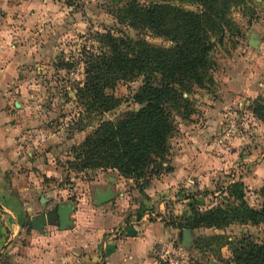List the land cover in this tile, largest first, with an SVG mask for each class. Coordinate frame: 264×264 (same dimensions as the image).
<instances>
[{
	"label": "rangeland",
	"instance_id": "374dc122",
	"mask_svg": "<svg viewBox=\"0 0 264 264\" xmlns=\"http://www.w3.org/2000/svg\"><path fill=\"white\" fill-rule=\"evenodd\" d=\"M127 1L0 0V70H12L13 75L12 81L0 88V108L13 102L21 106L15 116L14 141L9 147L6 141L0 143V172L13 162L6 177L12 196L24 208L17 218L0 197V264H31L30 259L24 260L30 255L23 250L42 254L45 247L53 246L57 235H40L31 228L30 219L54 212L58 204L75 205L66 234L71 232L75 238L78 232L79 240H84L90 231L86 214L98 210L93 181L99 174L107 178L111 173L122 179L116 170L81 172L72 163L74 150L101 119L137 108L131 96L142 83L141 78L119 82L106 92L119 98L120 105L88 117L76 101L75 88L84 79V56L98 50L97 34L144 39L156 47L171 45L147 28L129 27L118 10ZM168 3L195 12L202 9L187 0ZM228 4L224 31L213 37L214 67L202 87L190 85L183 94L189 100L187 117L174 115L168 157L171 169L147 180L130 179L125 201L112 199L107 205L120 212L148 210L143 227L157 222L165 230L175 229L173 236L168 230L169 235L154 245V264H236L231 251L237 240L248 237L264 242V223L236 220L234 199L227 192L229 184L241 181L246 186V202L257 207V192L264 186V0H232ZM155 182L154 188L164 190L162 198L166 200L160 210L154 203L142 209L141 201L148 198L146 190ZM28 206L31 210L25 212ZM214 206L224 212L231 210L222 215L225 225L186 227L192 208L203 212ZM131 214L123 220L133 219ZM99 220L98 224L104 221ZM45 227L58 228L54 224ZM183 229L190 230L192 236L185 246L181 244Z\"/></svg>",
	"mask_w": 264,
	"mask_h": 264
},
{
	"label": "trees",
	"instance_id": "16d2710c",
	"mask_svg": "<svg viewBox=\"0 0 264 264\" xmlns=\"http://www.w3.org/2000/svg\"><path fill=\"white\" fill-rule=\"evenodd\" d=\"M187 1L202 9L185 10L168 0H128L118 9L129 27L153 31L170 41L168 47L110 32L97 34L98 50L84 56V79L75 88L76 101L88 117L103 115L120 105L119 98L106 92L119 82L141 78L142 83L131 96L137 108L101 119L76 147L72 166L77 171L112 169L122 178L137 182L171 169L168 157L169 140L175 130L174 115L187 117L189 100L183 94L190 85L202 87L208 79L214 67L213 37L223 33L232 0ZM8 189L11 194V187ZM245 190L241 181L227 187L234 199L236 220L263 224L264 186L257 192V207L248 205ZM191 210L193 216L186 223L190 229L201 225L221 227L226 221L222 215L231 212H224L219 206L203 212ZM231 255L236 264H264V242L243 237L236 241Z\"/></svg>",
	"mask_w": 264,
	"mask_h": 264
},
{
	"label": "crops",
	"instance_id": "0c3cea01",
	"mask_svg": "<svg viewBox=\"0 0 264 264\" xmlns=\"http://www.w3.org/2000/svg\"><path fill=\"white\" fill-rule=\"evenodd\" d=\"M4 71H6L5 74ZM10 71L9 69L1 68L0 76L4 75L2 78L6 80L0 79V88H2L4 84L8 85L9 82L12 81L13 75ZM8 78L10 79L8 80ZM20 107V105L17 107L15 102H13L11 105L7 103L0 108V143L6 141V143H8L7 147H9V143L11 144L14 141V134L17 129L15 116L19 112ZM13 149L14 146L11 145L9 148L11 160L15 155ZM27 155L30 156L29 153H27ZM12 163L13 162H9L7 167L0 172V197L2 198L3 204L5 202V206L9 210L7 211H12L13 214L19 218L22 216L24 208L21 207L17 200L10 194L8 189L10 183L9 179L6 177V173H9L10 169H12ZM129 182H131L130 179L125 180L122 178L121 181L118 180L114 173H111L107 178L99 174L93 181V183L96 184L95 193L97 190H105L107 187H110L111 190L116 193L113 202H118L120 200L125 201V188L129 185ZM155 185L156 182L153 183L152 186L150 185L151 187L146 190L148 198L141 201L143 205L142 209L148 204L154 203L157 208L158 206L160 207L158 208V210H160L162 207L160 204L166 200L162 198L164 190L159 191L155 189ZM162 187L164 188L166 186L162 185ZM84 202L85 199H82L80 206L83 207ZM111 203L112 201L100 206L95 205L98 210H89V212H87V229H90V231L86 233L84 240H79L78 232L74 234L75 238H73L71 232L70 234H66L69 233V230H59L58 228L57 230L52 228L46 229L45 227L44 232H40V235L49 237L51 234L55 233L58 237L55 238L53 246L45 247L46 252L43 253L42 251V254L31 249L28 251L23 250L30 255L26 259L24 257V260L30 259L31 264H36L33 263V260H39L38 264H97L98 262L101 264H154V245L158 241H162L163 238H165L164 236L169 235L167 233L168 230H170V234L173 236L175 229L169 227L165 230L162 226L156 224L157 222L154 224L148 223L143 227V220L148 216V212L150 211L137 212L128 210L126 212H120L118 208L116 210L113 209L112 206H107ZM25 210V212H29L31 207L28 206ZM132 212L134 214H131L133 219L128 222L123 220V217L128 218L129 214ZM100 218L104 220L103 222L107 223L104 224L102 222V224H98L97 222L100 221ZM157 221H159V218H157ZM112 226H114L113 229H110ZM75 231L76 230H74V232ZM109 232H111V234H108ZM34 254H38V256L35 258Z\"/></svg>",
	"mask_w": 264,
	"mask_h": 264
},
{
	"label": "water",
	"instance_id": "95a60500",
	"mask_svg": "<svg viewBox=\"0 0 264 264\" xmlns=\"http://www.w3.org/2000/svg\"><path fill=\"white\" fill-rule=\"evenodd\" d=\"M116 193L107 187L105 190H97L95 194L94 204L100 206L104 203L111 201L115 197ZM41 199H44L41 197ZM75 209V205L71 202H65L58 204L54 212H50L39 217H32L30 219V226L34 230L39 232L44 231V226L47 224L57 225L59 230H65L68 226L72 225V220L70 214ZM55 217L57 221H55ZM182 234V246L187 245V243L192 239L191 232L188 229H183ZM209 264H214L213 261H209Z\"/></svg>",
	"mask_w": 264,
	"mask_h": 264
}]
</instances>
